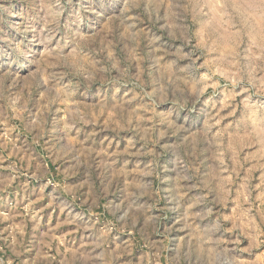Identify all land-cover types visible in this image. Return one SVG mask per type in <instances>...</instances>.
Listing matches in <instances>:
<instances>
[{
    "label": "rangeland",
    "instance_id": "rangeland-1",
    "mask_svg": "<svg viewBox=\"0 0 264 264\" xmlns=\"http://www.w3.org/2000/svg\"><path fill=\"white\" fill-rule=\"evenodd\" d=\"M0 264H264V0H0Z\"/></svg>",
    "mask_w": 264,
    "mask_h": 264
}]
</instances>
